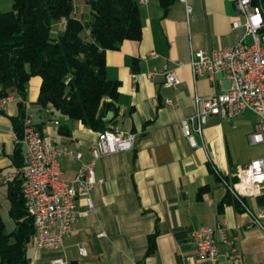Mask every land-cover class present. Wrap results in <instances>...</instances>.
<instances>
[{"label": "crops", "instance_id": "crops-1", "mask_svg": "<svg viewBox=\"0 0 264 264\" xmlns=\"http://www.w3.org/2000/svg\"><path fill=\"white\" fill-rule=\"evenodd\" d=\"M135 1L141 37L105 52L106 76L119 82L117 111L107 128L133 134V147L98 159L90 193L92 210L73 223L57 250L38 249L30 240L28 264H53L55 258L63 264H208L190 242L191 233L202 227L213 229L219 264H232L228 242L234 237L244 264H264V228L236 206L223 183L236 166L264 156V143L252 144L249 139L256 114L247 110L234 118L209 116L195 148L181 130V120L194 112L195 95L208 98L229 85L221 74L214 83L194 79L191 57L241 38L246 41L243 27L232 28L234 20L244 18L234 0H187L186 4L170 0L166 6L160 0ZM164 67L178 75L176 88L164 84ZM149 72L153 74L148 76ZM40 83L39 76H31L26 99L12 92L11 100L0 107V194L5 195L10 181L20 175L24 159L20 141L15 154L18 139L12 121L20 104L50 146L80 153L78 158H59L62 179L72 180L92 159L98 132L49 105H36ZM262 194L264 186L257 197L246 199L253 213L264 210ZM76 205L78 210L88 209L82 195ZM81 243H86V255L78 254Z\"/></svg>", "mask_w": 264, "mask_h": 264}, {"label": "built area", "instance_id": "built-area-1", "mask_svg": "<svg viewBox=\"0 0 264 264\" xmlns=\"http://www.w3.org/2000/svg\"><path fill=\"white\" fill-rule=\"evenodd\" d=\"M234 5L244 19L234 20L232 28L243 27L248 39L241 38L220 49L200 50L197 57L192 56L189 62L194 79L203 77L214 83L217 75L221 74L229 82L227 88L214 92L208 98L194 96L192 116L181 120L182 134L192 148L198 146V138L202 139L203 126L209 116L234 118L247 110L257 116L249 135L250 142L264 143V33L260 32L262 24L252 8V0H234ZM186 10L189 12L190 6L186 5ZM178 65H183V62L179 61ZM152 74L149 72L147 75ZM161 74L166 86L176 88L179 85L180 80L174 70L164 67ZM10 100V95L0 97V107ZM133 139V134L124 133L117 127L98 132L92 146V159L81 165L72 180H64L59 158L64 155L78 158L80 153L66 146H50L34 125L31 114H25L20 140L24 146V159L19 174L23 179L24 206L33 220L31 241L34 247L49 250L62 247L73 223L93 208L90 193L96 183V162L104 155L131 150ZM223 183L239 207L252 216V223L264 228V210L253 213L246 202L247 198L257 197L264 186V156L236 166ZM80 195L86 200V210L77 208L76 198ZM236 239L234 237L228 242L232 264H244L242 253L233 245ZM190 242L195 245L197 255L206 259L208 264H219L213 229L202 227L193 231ZM77 250L79 255H86V243L79 244ZM52 263L63 264L60 258H55Z\"/></svg>", "mask_w": 264, "mask_h": 264}, {"label": "trees", "instance_id": "trees-1", "mask_svg": "<svg viewBox=\"0 0 264 264\" xmlns=\"http://www.w3.org/2000/svg\"><path fill=\"white\" fill-rule=\"evenodd\" d=\"M160 1L166 6L170 0ZM252 2L264 15V0ZM85 3L89 13L85 21L74 14L73 0H12L10 9L0 7V97L15 92L25 100L30 77L39 76L36 105H49L54 112L100 132L114 120L119 87L117 80L106 76L105 52L119 48L124 40H138L142 22L135 0ZM59 20L63 25L55 33ZM19 109L12 120L18 139L16 155L26 114L21 104ZM109 111L113 116L103 120ZM22 187L18 175L5 192L14 228L6 232L0 220V264L29 263L26 250L34 225L24 206ZM259 201L264 203V194Z\"/></svg>", "mask_w": 264, "mask_h": 264}, {"label": "rangeland", "instance_id": "rangeland-1", "mask_svg": "<svg viewBox=\"0 0 264 264\" xmlns=\"http://www.w3.org/2000/svg\"><path fill=\"white\" fill-rule=\"evenodd\" d=\"M12 5V0H0V7L2 10L10 9ZM73 6L75 14L80 19H87L89 18V13L86 7L85 0H73ZM55 28L58 30H61L63 25V20H59L56 22ZM9 204L7 200L5 199V195L3 192L0 194V220L5 225V231L9 232L13 228V221L9 216Z\"/></svg>", "mask_w": 264, "mask_h": 264}, {"label": "bare ground", "instance_id": "bare-ground-1", "mask_svg": "<svg viewBox=\"0 0 264 264\" xmlns=\"http://www.w3.org/2000/svg\"><path fill=\"white\" fill-rule=\"evenodd\" d=\"M252 8L256 10L257 16L259 18L260 24H262V27H264V15H262V11L260 6L253 4L252 2Z\"/></svg>", "mask_w": 264, "mask_h": 264}, {"label": "water", "instance_id": "water-1", "mask_svg": "<svg viewBox=\"0 0 264 264\" xmlns=\"http://www.w3.org/2000/svg\"><path fill=\"white\" fill-rule=\"evenodd\" d=\"M113 116V113L111 111L107 112V114L103 117V120H107Z\"/></svg>", "mask_w": 264, "mask_h": 264}]
</instances>
